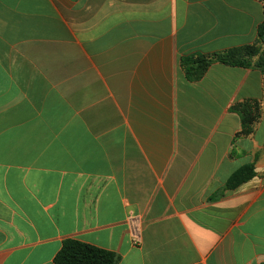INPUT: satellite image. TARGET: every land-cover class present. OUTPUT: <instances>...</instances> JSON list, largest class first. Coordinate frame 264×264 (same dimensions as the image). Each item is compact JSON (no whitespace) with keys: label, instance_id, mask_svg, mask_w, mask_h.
<instances>
[{"label":"crops","instance_id":"1","mask_svg":"<svg viewBox=\"0 0 264 264\" xmlns=\"http://www.w3.org/2000/svg\"><path fill=\"white\" fill-rule=\"evenodd\" d=\"M263 22L264 0H0V264H55L67 240L264 264V74L182 66ZM241 103L261 105L247 136Z\"/></svg>","mask_w":264,"mask_h":264},{"label":"trees","instance_id":"2","mask_svg":"<svg viewBox=\"0 0 264 264\" xmlns=\"http://www.w3.org/2000/svg\"><path fill=\"white\" fill-rule=\"evenodd\" d=\"M264 22L258 28L257 41L254 45H244L232 48L224 53L211 55H190L182 59V66L189 81L197 82L204 77L215 62L230 67L257 68L264 74ZM264 83V81H263ZM259 103H241L233 107L240 113L243 121V131L239 135H250L261 117ZM252 165L242 167L230 179L225 190L234 189L254 176ZM117 254L103 250L80 241L67 240L55 257V264H117Z\"/></svg>","mask_w":264,"mask_h":264}]
</instances>
